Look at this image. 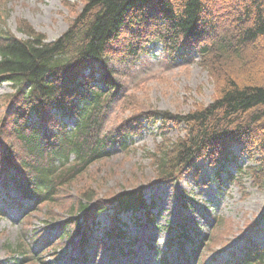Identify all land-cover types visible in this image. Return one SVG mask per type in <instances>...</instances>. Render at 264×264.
I'll list each match as a JSON object with an SVG mask.
<instances>
[{"label": "trees", "instance_id": "1", "mask_svg": "<svg viewBox=\"0 0 264 264\" xmlns=\"http://www.w3.org/2000/svg\"><path fill=\"white\" fill-rule=\"evenodd\" d=\"M81 1L85 3L81 13L51 43L34 32L21 40L0 29V81L14 89L6 100L2 125L20 146L18 150L8 142L10 136L0 132V159L13 172L20 195L37 200L48 190L45 200L51 202L59 184L50 175L61 180L77 176L108 155L115 144L127 149L143 120L161 121L165 128L171 123L184 131L182 137L167 138L148 153L158 181L180 180L196 159L217 162L225 155L228 160V149L240 144L256 164L246 173L255 187L264 188V56L254 49L264 44V0ZM225 11H229L227 18L222 16ZM21 30L25 35L24 24ZM156 46L174 61L193 53L199 56L216 82L213 103L185 115L155 112L136 117L117 134L103 137L108 110L120 89L108 65L115 59L137 63L143 55H154ZM53 111L62 117L57 120V136L41 130L43 123L48 127L56 123ZM65 118L75 122L73 130ZM57 139L58 145L53 143ZM50 153L62 162L74 155L77 164L61 171L51 162ZM34 186L38 189L31 190ZM120 196L123 211L149 208L140 192ZM83 198L81 212L91 216L95 198L87 194ZM241 264H264V248L246 249Z\"/></svg>", "mask_w": 264, "mask_h": 264}, {"label": "rangeland", "instance_id": "2", "mask_svg": "<svg viewBox=\"0 0 264 264\" xmlns=\"http://www.w3.org/2000/svg\"><path fill=\"white\" fill-rule=\"evenodd\" d=\"M84 5L81 0H0V20L7 24L6 29L19 38L24 36L22 30L17 31V27L21 28L24 24L26 36L34 32L43 35L49 43L68 31ZM237 7L241 8L240 3H237ZM228 15L229 11H225L222 16L227 18ZM215 34L218 35V32L213 36ZM254 49L255 53L264 56V44ZM152 52L154 55H143L134 65L117 59L111 60L108 65L122 91L109 110L105 133L114 130L131 116L145 112L151 115L156 111L185 115L198 106L213 103L216 82L204 69L203 60L192 55L174 61L159 48ZM12 91L11 85L0 84V121L6 109L4 101ZM145 126L142 138L135 141V145L130 147L131 151L125 153L117 147L111 153V158L106 157L90 165L61 192L54 203L28 205L22 210L15 204L4 207L0 202V212L4 216L0 220V264L69 263L67 253L74 246L68 238H62L63 227L60 224L66 218L82 214L83 195L104 200L125 191L140 189L148 203L153 201L156 204L153 210L155 221L144 228L139 224L143 220L142 215H119L122 222L127 218L130 223L128 228H124L129 237L126 242L129 245L136 243L130 257L131 264H160L165 257L173 259L172 264H187L184 253L181 250L177 252V248L169 247V244L175 243L179 224L187 226L186 230H191L194 236L208 232L210 215L217 219L216 225L209 230L210 237L199 239L200 242L192 245V249L189 244L183 245L194 258V264H239L236 259L250 245L256 243L264 247V188L255 187L251 178L243 174L247 166H254L247 155L235 150V160L227 166L222 165L224 167L197 162L190 167L191 171L198 169V177L187 173L184 181L170 189L158 184L156 167L152 158L146 157L145 151H155L156 144L164 134L176 140L184 135V131L170 128L162 133L158 131L159 124ZM13 138L10 136L8 142L14 143ZM1 146L4 149L3 143ZM104 208L99 219L103 223L101 229L108 223L106 216L111 214L108 207ZM132 219L136 221L132 222ZM170 226L173 229L171 234ZM70 230L72 235L75 224L70 225ZM65 232L70 231L65 229ZM103 234L96 235L95 248L88 264H127V254L116 256L112 261V255L117 254L110 253L111 241L104 238L106 246L101 242ZM31 244L37 251L34 254H31ZM23 248L29 253L27 257L22 255ZM178 253L183 261L175 258Z\"/></svg>", "mask_w": 264, "mask_h": 264}]
</instances>
